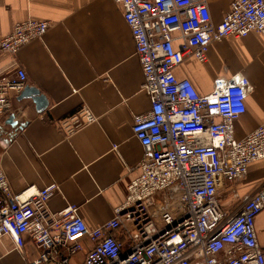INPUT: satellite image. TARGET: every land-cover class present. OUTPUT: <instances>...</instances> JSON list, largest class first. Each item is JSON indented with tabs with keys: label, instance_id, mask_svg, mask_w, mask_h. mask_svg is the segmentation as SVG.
<instances>
[{
	"label": "built area",
	"instance_id": "built-area-1",
	"mask_svg": "<svg viewBox=\"0 0 264 264\" xmlns=\"http://www.w3.org/2000/svg\"><path fill=\"white\" fill-rule=\"evenodd\" d=\"M121 5L141 63L142 90L151 108L134 116L133 133L143 155L139 174L127 184L115 215L90 228L69 204L51 212V183L35 192H14L0 160V236H11L26 264H264L256 219L264 211V188L226 208L219 192L264 160V123L243 139L236 121L246 112L251 87L235 75L218 77L201 93L176 69L186 56L208 59L213 41L264 36V0H232L218 24L207 0H114ZM47 20L16 22L0 50H19L43 38ZM26 71L0 74V115L10 111L9 92L21 91ZM95 120L84 107L66 121L69 130ZM29 240L38 249L28 258ZM88 240L90 245L86 246Z\"/></svg>",
	"mask_w": 264,
	"mask_h": 264
},
{
	"label": "crops",
	"instance_id": "crops-1",
	"mask_svg": "<svg viewBox=\"0 0 264 264\" xmlns=\"http://www.w3.org/2000/svg\"><path fill=\"white\" fill-rule=\"evenodd\" d=\"M232 0H207L218 24ZM47 20L42 39L23 46L17 55L0 50V74L27 73L25 86L38 88L48 105L38 111L21 91L9 92L10 111L0 115V160L14 192H35L51 183L58 188L48 201L51 212L69 204L90 228L112 218L123 204L127 184L139 174L143 148L133 133L134 116L151 108L142 90L141 63L123 9L114 0H0V39L16 22ZM201 93L215 79L244 77L251 87L246 112L235 124L243 139L264 123V36L257 32L236 39L213 41L206 62L192 56L176 69ZM87 107L95 120L69 130L66 121ZM14 116L16 126L7 123ZM264 188V160L226 182L219 198L226 208ZM224 193V194H223ZM264 246V211L256 219ZM86 246L90 245L88 240ZM86 248L72 264H80ZM28 258L38 249L27 240ZM11 236H0V264H26Z\"/></svg>",
	"mask_w": 264,
	"mask_h": 264
},
{
	"label": "water",
	"instance_id": "water-1",
	"mask_svg": "<svg viewBox=\"0 0 264 264\" xmlns=\"http://www.w3.org/2000/svg\"><path fill=\"white\" fill-rule=\"evenodd\" d=\"M21 98H31L37 105L38 111H43L47 105L48 100L45 95L41 94L38 88L25 86L23 91L21 92ZM14 116L12 115L7 123L12 124V126H16L17 121H14Z\"/></svg>",
	"mask_w": 264,
	"mask_h": 264
},
{
	"label": "rangeland",
	"instance_id": "rangeland-1",
	"mask_svg": "<svg viewBox=\"0 0 264 264\" xmlns=\"http://www.w3.org/2000/svg\"><path fill=\"white\" fill-rule=\"evenodd\" d=\"M224 194V193H223Z\"/></svg>",
	"mask_w": 264,
	"mask_h": 264
}]
</instances>
